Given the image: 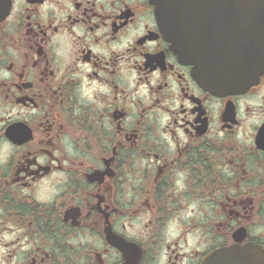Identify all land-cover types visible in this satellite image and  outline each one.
Returning <instances> with one entry per match:
<instances>
[{"label": "flooded vegetation", "instance_id": "flooded-vegetation-1", "mask_svg": "<svg viewBox=\"0 0 264 264\" xmlns=\"http://www.w3.org/2000/svg\"><path fill=\"white\" fill-rule=\"evenodd\" d=\"M3 2L0 264L264 253V71L219 88L151 0Z\"/></svg>", "mask_w": 264, "mask_h": 264}, {"label": "water", "instance_id": "water-1", "mask_svg": "<svg viewBox=\"0 0 264 264\" xmlns=\"http://www.w3.org/2000/svg\"><path fill=\"white\" fill-rule=\"evenodd\" d=\"M151 1L165 38L183 58L202 67L210 62L219 88L249 84L264 71V0ZM201 264H264V256L253 249H216Z\"/></svg>", "mask_w": 264, "mask_h": 264}]
</instances>
